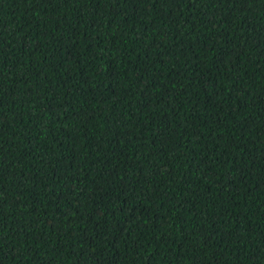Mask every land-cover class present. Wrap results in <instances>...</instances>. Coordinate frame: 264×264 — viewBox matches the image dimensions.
I'll list each match as a JSON object with an SVG mask.
<instances>
[{"label": "trees", "instance_id": "16d2710c", "mask_svg": "<svg viewBox=\"0 0 264 264\" xmlns=\"http://www.w3.org/2000/svg\"><path fill=\"white\" fill-rule=\"evenodd\" d=\"M0 264H264V0H0Z\"/></svg>", "mask_w": 264, "mask_h": 264}]
</instances>
